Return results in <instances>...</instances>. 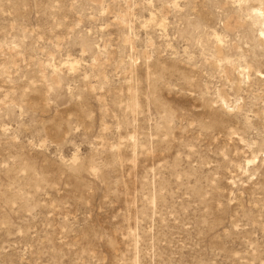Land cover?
I'll use <instances>...</instances> for the list:
<instances>
[{"label": "rangeland", "instance_id": "obj_1", "mask_svg": "<svg viewBox=\"0 0 264 264\" xmlns=\"http://www.w3.org/2000/svg\"><path fill=\"white\" fill-rule=\"evenodd\" d=\"M0 264H264V0H0Z\"/></svg>", "mask_w": 264, "mask_h": 264}]
</instances>
